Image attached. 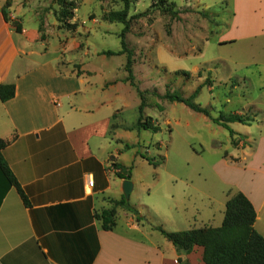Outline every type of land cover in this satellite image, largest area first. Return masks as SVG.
<instances>
[{
  "label": "crops",
  "instance_id": "0c3cea01",
  "mask_svg": "<svg viewBox=\"0 0 264 264\" xmlns=\"http://www.w3.org/2000/svg\"><path fill=\"white\" fill-rule=\"evenodd\" d=\"M225 2L232 14L221 41L249 45L235 78L251 87L252 71L260 85L257 97L229 112L249 121L228 124L233 132H227L228 148L235 149L225 153L216 170L224 188L222 215L228 198L242 193L256 212L254 228L264 238V0ZM0 21V84L15 86L14 97L0 101V140L9 142L2 156L27 200L24 204L0 175V264H203L201 247L178 253L168 241L153 240L151 226L137 221L141 215L114 206L125 199L124 181L132 183L131 197L141 189L134 166L149 165L138 152L145 143L144 130L136 128L138 116L132 123L121 119L126 112L138 114L140 105L126 76L104 74L108 66L96 65L95 59L78 62L77 71L72 61L62 63L57 55L36 62L32 56L41 55L33 48L40 41L37 30L28 25L17 33L4 21L2 7ZM16 60L22 67L10 72ZM233 91L237 100L245 97L240 86ZM172 104V114L179 110L185 118L194 117L212 133L226 131L187 106ZM128 170L130 180L117 176ZM149 206L155 213L160 209L156 202ZM114 207V226L105 231L101 215ZM117 216L128 233L114 231Z\"/></svg>",
  "mask_w": 264,
  "mask_h": 264
},
{
  "label": "rangeland",
  "instance_id": "374dc122",
  "mask_svg": "<svg viewBox=\"0 0 264 264\" xmlns=\"http://www.w3.org/2000/svg\"><path fill=\"white\" fill-rule=\"evenodd\" d=\"M128 4L125 42L131 52L133 79L144 94L143 116L148 113L159 127L157 133L143 132L145 143L138 152L160 164L134 166L142 187L127 203L131 208L135 205L136 216L141 215L146 226H151L153 240L165 243L154 228L179 232L220 226L224 188L216 170L225 153L235 148H228L227 130L212 133L194 117L185 118L179 110L172 114L173 104L163 96L169 92L188 98L200 87L193 101L215 119L257 97L260 81L252 71L251 87L235 78L240 75L238 62L249 45L221 41L232 14L225 0H128ZM1 7L21 31L28 25L37 30L40 41L33 48L41 55L32 56L34 61L57 55L62 63L72 61V69L77 71L81 67L78 62L95 59L96 65L102 61L108 66L102 69L104 74L127 76L126 54L100 55L121 49L125 25L109 16L124 10L122 0H0ZM18 13L23 15L13 19ZM22 64L20 60L12 62L10 72ZM241 70L247 74L245 68ZM235 86H240L243 99L233 95ZM227 98L232 102H225ZM137 116L126 112L121 119L132 123ZM177 120L180 124H173ZM153 202L160 207L156 213L149 206ZM114 231L128 233L121 216L116 217Z\"/></svg>",
  "mask_w": 264,
  "mask_h": 264
},
{
  "label": "trees",
  "instance_id": "16d2710c",
  "mask_svg": "<svg viewBox=\"0 0 264 264\" xmlns=\"http://www.w3.org/2000/svg\"><path fill=\"white\" fill-rule=\"evenodd\" d=\"M122 1L124 3V10L113 12L109 16L111 21H118L125 25V28L120 34L121 49L117 52L103 51L100 55L111 57L126 54L124 71L127 76L124 82L129 83V85L134 88L140 99L136 128L149 131L151 133H157L159 131L158 125H154L153 120L150 117L143 116V110L146 107L144 94L135 84L133 79L130 59L131 52L128 50L125 42V34L128 31L127 9L129 4L128 0ZM2 15L4 21L6 23H11V25L15 28V31L19 33L20 27L16 25V22L9 20L4 9H2ZM199 88L196 89L188 98L169 92H166L163 97L170 103L175 102L183 104L192 111L210 118L214 124L224 127L230 135H232L233 132L230 130L228 124L234 122L245 124L249 121L248 117L237 114H229L228 116L220 114L215 119L211 118L206 109L200 107L198 104H195L193 101L198 94ZM14 95L15 86L13 84H0L1 102H6L12 99ZM158 109L161 110L160 107H158ZM8 144V141L0 140V175L4 179L7 187H14L22 199V202L26 204V197L8 169V166L2 156V151L8 146ZM142 157L154 167L160 164V162L156 163L147 157ZM117 176L125 180H130V170L126 173H118ZM114 206L122 207L133 214L137 213L123 198L119 202H114ZM115 207L109 211L103 212L101 215L102 229L105 231L111 230L114 226L113 217L115 216ZM140 220H142V218L137 219V221ZM255 221L256 212L252 204L242 193L237 192L230 196L226 201L223 220L219 227L192 228L179 232H167L161 227H156L154 229L157 230L158 233L166 241H168L178 253L189 254L192 252L194 247H201L203 250V264H264V238L255 230Z\"/></svg>",
  "mask_w": 264,
  "mask_h": 264
},
{
  "label": "water",
  "instance_id": "95a60500",
  "mask_svg": "<svg viewBox=\"0 0 264 264\" xmlns=\"http://www.w3.org/2000/svg\"><path fill=\"white\" fill-rule=\"evenodd\" d=\"M122 190L125 200H128L129 195L132 191V183L130 181H124L122 184Z\"/></svg>",
  "mask_w": 264,
  "mask_h": 264
},
{
  "label": "built area",
  "instance_id": "2783aa9c",
  "mask_svg": "<svg viewBox=\"0 0 264 264\" xmlns=\"http://www.w3.org/2000/svg\"><path fill=\"white\" fill-rule=\"evenodd\" d=\"M115 169V168H114Z\"/></svg>",
  "mask_w": 264,
  "mask_h": 264
}]
</instances>
